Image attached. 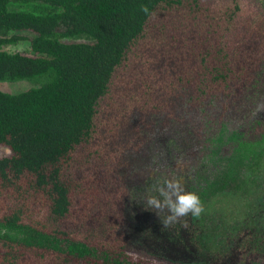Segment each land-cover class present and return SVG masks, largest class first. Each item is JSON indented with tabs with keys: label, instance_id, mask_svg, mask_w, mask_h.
<instances>
[{
	"label": "trees",
	"instance_id": "obj_1",
	"mask_svg": "<svg viewBox=\"0 0 264 264\" xmlns=\"http://www.w3.org/2000/svg\"><path fill=\"white\" fill-rule=\"evenodd\" d=\"M0 81L27 82L0 88V264H164L171 179L203 209L173 239L264 262V117L233 118L264 104V0H0ZM134 179L156 221L131 255Z\"/></svg>",
	"mask_w": 264,
	"mask_h": 264
},
{
	"label": "rangeland",
	"instance_id": "obj_2",
	"mask_svg": "<svg viewBox=\"0 0 264 264\" xmlns=\"http://www.w3.org/2000/svg\"><path fill=\"white\" fill-rule=\"evenodd\" d=\"M255 6V5H254ZM27 81V80H26ZM0 88L6 89V91H10L13 92L15 90L18 89H23L24 87L27 86V82L25 81H17V82H11V81H4L1 82L0 81ZM5 87V88H4ZM256 105H251L248 108H245L243 111H237L236 115L233 117L234 118V123L236 124H243L245 125L247 122L249 121H253L255 119H252V114L261 117H264V104H257ZM254 109V112H253ZM256 113V114H255ZM194 126L198 125V119L196 122L193 121ZM214 125H216L214 122L212 123ZM215 130V129H214ZM213 130V131H214ZM198 145V144H196ZM193 149L195 150V148L193 147ZM172 162V160H169L168 162ZM184 160L180 159V160H176L175 161V167L176 165H184V167H189L191 164L190 163H183ZM167 163V161L165 162V164ZM166 167V165H165ZM166 170L168 172V174L170 175L173 171H175L174 167H172V170L169 169L168 167H166ZM143 171V170H141ZM149 174L151 173V171H147ZM154 173V172H152ZM163 174V173H162ZM162 174H160L162 176ZM166 174V173H165ZM167 174V175H168ZM159 175V176H160ZM174 175V174H173ZM128 186L131 187L132 190L131 193L133 194V201L131 199H129V201H127V203H125L126 205V209L123 212V217H124V221H125V225H124V232L127 235V239H128V249L130 250V254L134 255L135 253H142L143 251V247L141 248L140 244L136 242V240L134 239H142L144 241V239L146 237H143L144 233L147 232V229L150 228L151 224L154 223L156 220H153V218H151V220L147 221L146 224L145 222H142L140 219L143 218L144 216H147V212L145 215H139L136 213H139V209L137 208V204L141 201H146L147 203H149V200H147V196L146 193H140L137 192V179H134L132 181H130L128 183ZM172 193V192H171ZM169 197L172 198V196H170V194H168ZM135 204V207L132 208V204ZM163 208V213H167V216H170L168 221H166L165 224H162L163 221L159 224V226H157V235L156 237L159 238L158 242L161 243L162 247L160 246L159 243H157L160 247H158L157 249L153 248V251L150 252L148 254V256H150V258L154 261H156V263L158 262H162L164 264H234L232 263V261H228L226 258H224V252H222L221 250V244L220 241L222 240V234L223 232H221V230L218 228L216 231L212 230L211 233L209 232H204V231H199L197 232L196 236H197V243L196 245L192 246L191 242H190V236L192 234V229L187 232L184 233L186 235V237H184L185 240H182V242L175 240L177 238H175V235L173 233L172 230V224L179 219L180 217H174L173 212L171 211V207L169 206V204H164V206H162ZM32 213L35 214L34 210L31 211ZM2 214V210L0 209V215ZM140 217V218H139ZM148 220V219H147ZM145 224V226H144ZM220 225V224H219ZM224 235V234H223ZM189 236V238L187 239V237ZM175 239H173V238ZM212 237V238H211ZM133 240V241H132ZM214 241L215 245L214 246H218V250L213 251V253H215V255H221L219 257H216L213 259V257H211L210 255V251L211 249H209V247H206L205 242L206 241ZM156 241V240H155ZM220 248V249H219ZM135 252V253H133ZM25 256L23 257H29V260H32L34 262V264H44L43 261L29 256L30 254L26 251L22 252ZM197 255L202 256L199 261L196 260ZM19 259L20 256H17ZM204 257V258H203ZM189 261V262H188ZM28 262V259L26 258H21L18 260V263H22L25 264ZM180 262V263H178ZM252 264H264L263 260H256V259H252L251 261ZM29 264V262L27 263ZM151 264H155L154 262H152Z\"/></svg>",
	"mask_w": 264,
	"mask_h": 264
},
{
	"label": "clouds",
	"instance_id": "obj_3",
	"mask_svg": "<svg viewBox=\"0 0 264 264\" xmlns=\"http://www.w3.org/2000/svg\"><path fill=\"white\" fill-rule=\"evenodd\" d=\"M142 10L145 12L148 11L146 6H142ZM165 183L172 189L171 195L176 197L175 203L169 202L174 217H185L189 212H191L194 217H198L201 214L203 209L198 195L193 192H186L182 184L175 179L165 181ZM152 202L153 198H150L149 203ZM156 206H159L158 202Z\"/></svg>",
	"mask_w": 264,
	"mask_h": 264
}]
</instances>
